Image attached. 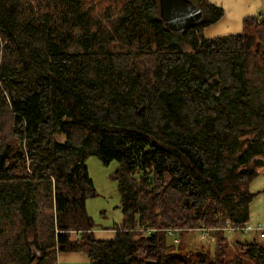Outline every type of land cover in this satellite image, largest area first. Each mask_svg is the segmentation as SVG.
Segmentation results:
<instances>
[{
    "label": "trees",
    "instance_id": "1",
    "mask_svg": "<svg viewBox=\"0 0 264 264\" xmlns=\"http://www.w3.org/2000/svg\"><path fill=\"white\" fill-rule=\"evenodd\" d=\"M196 4L176 33L159 0H0V264H264L262 242L224 229L250 223L264 173V13L207 38L225 11ZM91 155L120 164L112 239L87 211ZM203 227L214 254L168 242Z\"/></svg>",
    "mask_w": 264,
    "mask_h": 264
},
{
    "label": "rangeland",
    "instance_id": "2",
    "mask_svg": "<svg viewBox=\"0 0 264 264\" xmlns=\"http://www.w3.org/2000/svg\"><path fill=\"white\" fill-rule=\"evenodd\" d=\"M192 1L198 3V0ZM185 47L189 49L188 46ZM56 139L64 141L65 137L59 134L56 136ZM86 165L97 192V195L90 197L86 203L87 211L95 221V237L97 239H112L116 235L114 228L120 225L124 219L120 208L118 182L114 177L120 164L116 160L105 163L98 156L91 155L87 158ZM39 209L43 216L55 214L54 202L50 199H42ZM263 234L264 228L251 230L247 233L226 231V235L230 240L253 241L257 239L264 244ZM175 238H179L180 242H176ZM167 239L170 245L174 246L176 250H181V252L195 251L205 247L212 254L215 253L216 242L212 236V232H207L206 235H204L202 230H189L183 233L176 232L173 235L169 234Z\"/></svg>",
    "mask_w": 264,
    "mask_h": 264
},
{
    "label": "crops",
    "instance_id": "3",
    "mask_svg": "<svg viewBox=\"0 0 264 264\" xmlns=\"http://www.w3.org/2000/svg\"><path fill=\"white\" fill-rule=\"evenodd\" d=\"M224 8V16L215 24L207 27L205 37L241 33L244 29V19L252 15L264 13V0H208ZM264 173H261L250 183V190L257 193L250 206V223L264 228ZM261 179V180H259ZM59 264H91L82 253H61Z\"/></svg>",
    "mask_w": 264,
    "mask_h": 264
},
{
    "label": "water",
    "instance_id": "4",
    "mask_svg": "<svg viewBox=\"0 0 264 264\" xmlns=\"http://www.w3.org/2000/svg\"><path fill=\"white\" fill-rule=\"evenodd\" d=\"M159 15L169 30L180 33L199 25L204 11L192 0H159Z\"/></svg>",
    "mask_w": 264,
    "mask_h": 264
},
{
    "label": "built area",
    "instance_id": "5",
    "mask_svg": "<svg viewBox=\"0 0 264 264\" xmlns=\"http://www.w3.org/2000/svg\"><path fill=\"white\" fill-rule=\"evenodd\" d=\"M224 229L227 230V231H229V232L234 231V230H237V229H240V230L244 231L245 233H247V232H249V231H251V230H259V229H263V228L256 227V226H254V225L251 224V223H249V224H248L247 226H245V227H242V228H236V227H234L233 225H231L229 222H227L226 227H225ZM200 230L203 231L204 235H206L207 232H208V231L206 230V228H204V227L201 228ZM151 231H152L151 229L144 230V232H145L146 234H150ZM167 232H168V234L173 235V234H175L176 232L181 233L182 231H181V229H179V228H171V229H168ZM175 241H176V242H180V239H179V238H175Z\"/></svg>",
    "mask_w": 264,
    "mask_h": 264
}]
</instances>
